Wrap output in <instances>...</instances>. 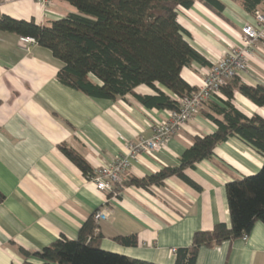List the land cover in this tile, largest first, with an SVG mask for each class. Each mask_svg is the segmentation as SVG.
<instances>
[{
	"label": "crops",
	"instance_id": "0c3cea01",
	"mask_svg": "<svg viewBox=\"0 0 264 264\" xmlns=\"http://www.w3.org/2000/svg\"><path fill=\"white\" fill-rule=\"evenodd\" d=\"M220 1L226 6L225 19L200 3L179 13L191 45L212 63L231 47L243 46L245 25L256 26L255 18L241 7ZM75 11L62 0L47 8L35 0H0V17L42 26ZM20 38L0 31V192L5 196L0 204V264H24L20 248L38 252L60 238L77 240L97 211L107 214L98 224L102 250L155 264H175L173 251L189 247L196 232L211 231L220 223L231 226L226 185L258 173L263 156L231 138L216 147L213 159L186 171L201 191L174 177L163 187L149 191L128 187L109 197L96 189L60 146L81 155L94 170L125 155L129 143L149 138L170 113L145 108L133 96L111 102L68 88L58 81L61 63L52 53L37 44L26 52ZM209 69L193 64L182 77L199 88ZM238 77L247 85L264 86L263 43L256 44L246 71ZM136 92L154 94L146 86ZM234 105L246 115L264 117V108L239 92ZM215 129L211 121L197 115L165 148L133 161L130 176L143 178L178 166L194 138ZM119 236H136L138 245L123 247L113 241ZM196 264H264V224L257 222L246 239L201 248Z\"/></svg>",
	"mask_w": 264,
	"mask_h": 264
},
{
	"label": "trees",
	"instance_id": "16d2710c",
	"mask_svg": "<svg viewBox=\"0 0 264 264\" xmlns=\"http://www.w3.org/2000/svg\"><path fill=\"white\" fill-rule=\"evenodd\" d=\"M76 11L46 26L9 16L0 17V31L18 37L33 38L48 49L61 63L58 81L89 98L115 102L133 96L148 109L173 112L180 109L176 98L197 90L182 77L193 64L212 67L190 43V33L179 22L181 10H190L200 3L221 19L225 4L220 0H62ZM256 19L264 15V0H230ZM227 22V21H226ZM264 43V39L262 40ZM146 86L153 95L136 90ZM161 88L172 94L170 96ZM264 108V86H251L236 76L206 100L198 115L211 121L215 131L194 138L175 167L143 178L128 176L116 184L109 197L125 188L149 191L163 187L168 179L178 178L197 191L201 187L186 171L211 160L216 147L231 138H238L264 158V117L246 115L234 105L235 93ZM63 154L89 179L93 169L79 154L65 145ZM231 226L217 224L211 231H198L189 247L175 252V264H196L203 247L220 245L248 237L257 222L264 224V164L254 175L235 179L226 185ZM5 196L0 192V204ZM91 217L81 228L77 240L60 238L38 252L22 248L24 264H155L101 249L102 234ZM114 242L123 247H136V236H119ZM37 259L39 263L29 262Z\"/></svg>",
	"mask_w": 264,
	"mask_h": 264
},
{
	"label": "built area",
	"instance_id": "2783aa9c",
	"mask_svg": "<svg viewBox=\"0 0 264 264\" xmlns=\"http://www.w3.org/2000/svg\"><path fill=\"white\" fill-rule=\"evenodd\" d=\"M58 0H35L43 8H47ZM256 22L264 26V15L258 14ZM259 27L245 25L242 28L244 43L236 50L231 49L218 61L212 63V67L206 73L202 86L195 92L183 98H176L180 109L170 112L168 121L153 129L149 138H141L137 142L129 143L127 153L119 157L107 166L95 168L89 178L94 183L96 189L107 195L113 192L116 184H122L130 176L131 164L144 153L159 152L166 147L167 143L179 132V130L202 109L203 104L211 95L218 93L221 88L228 84V81L235 78L239 73L247 69V57L253 55L251 48L256 43L264 39V32ZM21 49L26 52L31 51V46L36 45L33 38L21 37L19 39ZM107 214L97 211L93 215L94 222L98 225L101 220H105ZM98 232V229L96 230ZM245 237L244 239H246ZM174 253L176 250L173 251Z\"/></svg>",
	"mask_w": 264,
	"mask_h": 264
},
{
	"label": "rangeland",
	"instance_id": "374dc122",
	"mask_svg": "<svg viewBox=\"0 0 264 264\" xmlns=\"http://www.w3.org/2000/svg\"><path fill=\"white\" fill-rule=\"evenodd\" d=\"M255 20H256V19H255ZM257 25H258L259 28H261V29L263 30L262 32H264V26H260V24H258V23L256 22V26H255V27H257ZM253 26H254V25H253ZM262 40H263V39L259 40L257 43H259V42H260V43H263ZM257 43H256V44H257ZM263 45H264V43H263ZM255 46H256V45H255ZM255 46H253V47L251 48V50H253V53H254ZM237 48H239V47L233 46V47H231L229 50H231V49L236 50ZM252 56H253V55H252ZM250 58H251V56L247 57V66H248V62H249ZM244 72H245V71H244ZM239 74H240V73H239ZM237 76H238V75H237ZM201 86H202V85H201ZM201 86H200V87H201ZM195 117H196V116H195ZM195 117H194V118H195ZM194 118H193V119H194ZM190 121H191V120H190Z\"/></svg>",
	"mask_w": 264,
	"mask_h": 264
}]
</instances>
